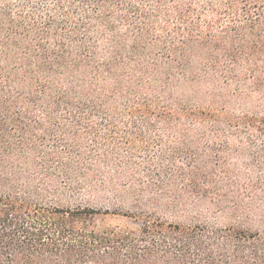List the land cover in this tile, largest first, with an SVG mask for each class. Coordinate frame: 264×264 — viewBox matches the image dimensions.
<instances>
[{
  "label": "trees",
  "instance_id": "16d2710c",
  "mask_svg": "<svg viewBox=\"0 0 264 264\" xmlns=\"http://www.w3.org/2000/svg\"><path fill=\"white\" fill-rule=\"evenodd\" d=\"M0 264H264V0H0Z\"/></svg>",
  "mask_w": 264,
  "mask_h": 264
},
{
  "label": "rangeland",
  "instance_id": "374dc122",
  "mask_svg": "<svg viewBox=\"0 0 264 264\" xmlns=\"http://www.w3.org/2000/svg\"><path fill=\"white\" fill-rule=\"evenodd\" d=\"M123 219H121V218H119V219H116V220H114V222H116V223H118V224H123Z\"/></svg>",
  "mask_w": 264,
  "mask_h": 264
}]
</instances>
